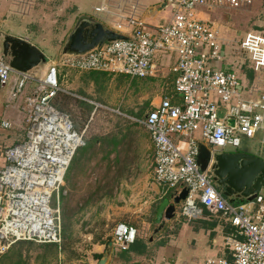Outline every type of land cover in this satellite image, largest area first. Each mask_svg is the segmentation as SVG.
Wrapping results in <instances>:
<instances>
[{"label": "built area", "instance_id": "2783aa9c", "mask_svg": "<svg viewBox=\"0 0 264 264\" xmlns=\"http://www.w3.org/2000/svg\"><path fill=\"white\" fill-rule=\"evenodd\" d=\"M99 1L93 15L126 40L107 42L80 56H61L39 79L15 72L0 56V89L8 88L10 101L24 97L27 126V140L5 150L6 163L0 169V254L21 241L63 243L62 189L74 156L86 142L85 133L54 105L58 93L65 92L61 67L144 79L170 65L174 94L163 97L142 122L154 143L156 181L173 196L188 190L178 217H199L201 204L237 230L228 239L230 258H210L205 264H264V193L252 202L232 203L209 170L202 171L198 164L201 142L213 151H236L244 139L264 134V95L255 97L257 89L247 90L236 72L224 68V49L231 43L222 40L214 23L199 17L203 9L247 10L256 0H163L169 17L157 25L145 21L135 0ZM236 44L256 72L264 70L263 34L249 33ZM32 82L34 92L25 95ZM177 137L186 139V149ZM137 234L134 226L119 223L113 243L128 250Z\"/></svg>", "mask_w": 264, "mask_h": 264}, {"label": "crops", "instance_id": "0c3cea01", "mask_svg": "<svg viewBox=\"0 0 264 264\" xmlns=\"http://www.w3.org/2000/svg\"><path fill=\"white\" fill-rule=\"evenodd\" d=\"M135 1L142 9L145 21L150 25H157L162 22L163 18L169 17L168 9L161 10V7L164 6L162 3L163 0ZM98 5L99 3L96 6ZM13 6H18L13 10H16V12L22 16L21 18H24V21L30 18V15H28L30 10L28 11L24 8L25 11L28 12H22L19 0H14ZM95 7L93 8L92 16ZM260 10L264 12V0H256L253 6L247 10L234 11L226 8H218L215 10L203 9L199 12V17L201 19L214 23L222 40L231 43V45H228L224 49V56L226 59L223 65L224 68L232 70L237 74V71L241 72L238 70V67L241 68V70H246L243 68V64L238 67H234L233 65V61L238 58L232 59V57L237 55L236 50L239 45L236 44L238 42H235L232 33L239 32L238 28L241 27L239 21H237L235 17L240 18L245 15L256 14L261 12ZM76 16L77 14L75 17ZM0 32H6L16 37L25 38L38 48H41L31 34L22 32L19 29L16 31L18 34L9 33V31L2 28H0ZM249 33H260L264 35L263 30H255L254 27H247L244 31V35H242L241 39L238 41H242ZM1 55L2 51L0 46V56ZM49 58L52 61V58L54 57L49 56ZM47 69L48 65L37 68L30 73L36 79H39L47 73ZM252 69L249 68V70ZM249 70L247 69L245 72H248ZM263 72L264 70L256 72L253 69V74L255 75ZM35 88L36 83L32 82L28 86L25 95L32 94ZM252 89L255 90V87ZM8 91V88L0 89V127L1 129L13 128V132L6 134L7 137L10 136V139H8L3 146L9 143V145L12 146L22 141V134H18V130L23 127V122L26 118L24 97L18 101H10ZM167 92L168 91L164 92L163 97L167 96ZM261 95H264V91L258 92V94H255V97ZM252 96L254 97V94H252ZM90 103L95 108L94 112H97L103 107L94 101H90ZM95 104H99L101 107L96 108ZM157 104L152 107V110L155 109ZM146 116L130 126L126 140H123V138L116 140L115 138L99 137L88 138L85 140V146L77 151L65 178V185L62 189L60 198L61 218L64 211V213L67 212V216L77 215L76 211L77 208H79L81 209V212L82 210H85L84 213H87L85 216V223L87 225L93 224V226H98L99 224L107 226L126 223L134 227L137 225L139 228H144V226H150V224H152L153 218H155V224L159 225L156 223L158 207L163 200L170 198L174 194L173 192L166 193L163 186L156 181L154 168V143L150 132L142 124ZM6 125H9V127H6ZM14 136H20V139L16 140L13 138ZM196 137L200 142L202 141L199 133L196 134ZM255 139H244L241 150L264 159V146L262 144L264 134L259 133ZM175 140L182 149L187 148L186 139L184 137H177ZM100 146L106 151H100ZM1 150L2 149H0V152ZM5 163V156L3 153H0V169L5 166ZM83 214H80L79 216L81 217ZM175 218L179 219L177 215ZM98 219L100 222L96 224V220ZM169 221L171 220L163 218L162 225L166 223L163 226V229L169 227ZM78 222L82 223L84 221L80 220ZM75 223H77V221H75L74 224ZM171 223H173V221ZM195 223L201 225L193 228L194 230L192 232L195 234L207 236L208 234H206V230H212L209 237L213 238V242H208L210 238L207 236L208 240L205 243V250H203V252L206 251L208 254L203 255L205 257L201 262L198 257L191 256L190 259L184 261L182 255L179 253L176 255L174 252H166L169 247H177L182 240L184 243L186 242L184 237L187 235V232L185 231L187 228L190 229L192 225L190 223H185L181 229L182 233L179 232L174 238L169 239V241L163 246H159V243L161 242L160 240V242H155L150 237L140 236L143 240L148 241V244H150V247L152 248L150 252L147 251L146 254L132 255L129 260H126L124 256L122 257L120 255L121 251L114 245L113 254L110 258L109 264H149L150 261L155 264H205L210 258H230L228 239L237 235V230L231 225V223L217 217L214 219L208 217L205 221L199 220ZM93 231L90 233H101L98 232V229L97 231ZM219 236L223 237V243H221V245H219L220 243L217 244ZM109 237L108 231L102 232L97 237L92 235L93 243L90 248L89 264H98V261L101 259L102 254L107 250L108 246L102 242L110 239ZM111 241L113 242V239ZM173 245L174 247H172ZM157 254L163 255L161 259L163 258L164 261L166 260L165 263L156 259ZM97 256L100 257L98 258Z\"/></svg>", "mask_w": 264, "mask_h": 264}, {"label": "rangeland", "instance_id": "374dc122", "mask_svg": "<svg viewBox=\"0 0 264 264\" xmlns=\"http://www.w3.org/2000/svg\"><path fill=\"white\" fill-rule=\"evenodd\" d=\"M19 3L21 4L22 12L27 13L30 10L28 12L30 18L24 21V18H21L22 16L16 10H13L18 7L13 6L14 0H0V28L6 29L9 33L18 34L16 31L19 29L22 32L31 34L39 47H41L39 49L48 57H54L52 61H60L64 44L75 27L77 20L84 15L92 16L93 8L100 1L19 0ZM24 8L28 11H25ZM76 14L77 16L75 17ZM235 18L241 26L238 28L239 32L232 33L235 42H239L238 40L244 35L247 27H254L255 30L264 31L263 11ZM236 51L237 55L232 57V59L238 58L233 61L234 67L243 64L245 66L243 68L246 70L252 69L249 57L238 46ZM169 67L171 66H165L154 77L144 79H132L118 74L104 75V73L99 72L84 73L61 67V73L63 74L62 88L66 92L60 94L57 98V109L70 117L76 130L85 133V140L98 137L115 138L116 140L123 138V140H126L130 126L138 120H142L152 110V107L161 101L164 92L172 89V74L168 70ZM238 70L241 71L237 72L247 90L255 87L259 92L264 91V72L254 74L253 79H250L249 71L245 72L246 70H241L239 67ZM90 101L99 103L103 107L94 112L95 108L91 105ZM12 130L13 128L1 129L0 127V149H2L0 153H3V155L7 148L25 143L27 140L26 118L23 122V127L18 130V134H22V141L12 146L9 143L5 145V148L3 145L10 139V136L7 137L6 134L13 132ZM13 138L17 140L20 139V136H14ZM42 151L45 153L44 147ZM100 151L106 150H103V147L100 146ZM64 212L62 213V252H59L58 248L46 244L21 241L0 254V264H13L20 257H22L23 261L21 264H89L90 248L93 243L92 235L97 237L102 232L108 231L109 238L113 239V231L116 225H99V219L96 220L98 226H93V224L87 225L85 223L87 213H84L85 210L81 212L79 208L76 211L77 215L74 216H67V212ZM80 214L83 215L80 217ZM154 219H152L150 226L139 228L135 225V227L139 236L150 237L155 242L162 240H167L168 242L169 239L174 238L179 232L182 233L183 224L190 223L179 217V219L175 218L169 221V227L163 229L166 223L156 225ZM80 220L84 222L79 223L78 221ZM75 221L77 223L74 224ZM172 221L173 223H171ZM195 222L190 223L192 227L190 229L187 228L185 231L187 232V235L184 237L186 242L184 243L182 240L177 247L173 245L172 247L174 248L169 247L166 252H174L176 255L179 253L182 255L184 261L190 259L191 256L198 257L200 262L202 261L205 257L203 255L208 254V252H203V250H205V243L212 230H206L208 237L195 234L192 232L193 228L201 226ZM97 229L101 233H90L93 230L97 231ZM222 239L223 237L219 236L217 244L220 243L219 245H221L223 243ZM208 242H213V238H210ZM161 257L163 255H156L157 260L165 263L166 260L164 261Z\"/></svg>", "mask_w": 264, "mask_h": 264}, {"label": "water", "instance_id": "95a60500", "mask_svg": "<svg viewBox=\"0 0 264 264\" xmlns=\"http://www.w3.org/2000/svg\"><path fill=\"white\" fill-rule=\"evenodd\" d=\"M165 6L161 7V10ZM145 19V18H144ZM127 38L109 28L94 15L81 16L69 34L61 56H80L107 42L126 40ZM2 57L6 58L15 72L30 73L47 66L50 58L29 40L0 32ZM234 126V120L229 121ZM198 164L202 171L209 170L216 187L234 203L237 200L252 202L264 193V159L244 151H213L207 144L198 145ZM184 189L179 196L163 200L157 210L156 223L162 225L163 218L176 217L178 206L187 198ZM114 243L111 241L102 254L98 264H109Z\"/></svg>", "mask_w": 264, "mask_h": 264}, {"label": "trees", "instance_id": "16d2710c", "mask_svg": "<svg viewBox=\"0 0 264 264\" xmlns=\"http://www.w3.org/2000/svg\"><path fill=\"white\" fill-rule=\"evenodd\" d=\"M250 60V59H249ZM245 67V66H243ZM253 67V66H252ZM251 67V68H252ZM65 68V67H64ZM84 73H98V72H84ZM249 78L250 79H253V69L252 70H249ZM110 73H104V75H109ZM118 75H122V74H118ZM126 76V75H125ZM126 77H129V76H126ZM62 79H63V74L60 72V84L62 85ZM171 80H172V89L169 90L167 92V96L169 95H172L174 94V81H175V77L172 75L171 76ZM65 92H59L58 95L56 96L55 98V101H54V105L55 107L57 108V98L59 97L60 94H63ZM238 151H243V150H240L238 149ZM237 203H242V201L240 200H237L236 201ZM200 209H201V215L195 219H192L191 221H187V222H194V221H199V220H207V218L209 217L210 219H214V218H221V219H224L226 221L225 218L222 217L221 214L217 213V212H213V211H210L208 209H206L203 205L200 204ZM62 236H63V233H62ZM240 237V236H239ZM112 239H108L107 241H103L102 243L105 244V245H108L109 242H111ZM149 242L146 241V240H143L142 238H140L139 234H137V238H136V241L134 244H132L128 250H125V251H122L120 250V255L126 259V260H129L132 255H137V254H146L147 251L150 252L151 248L150 247V244H148ZM167 243V240H162L160 243H159V246H163ZM48 246H51V247H54V248H58L59 252H62L63 251V243L61 245H54V244H46ZM119 250V249H118ZM98 258L100 256H97ZM23 263L22 261V257L18 258L16 261L13 262V264H21ZM150 263H154L152 261L149 262Z\"/></svg>", "mask_w": 264, "mask_h": 264}, {"label": "flooded vegetation", "instance_id": "af4514ba", "mask_svg": "<svg viewBox=\"0 0 264 264\" xmlns=\"http://www.w3.org/2000/svg\"><path fill=\"white\" fill-rule=\"evenodd\" d=\"M240 150H241V148H240Z\"/></svg>", "mask_w": 264, "mask_h": 264}]
</instances>
